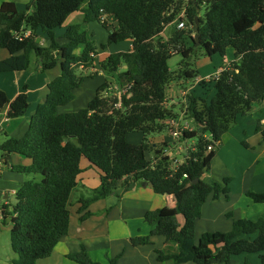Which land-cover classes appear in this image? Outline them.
<instances>
[{"label":"trees","instance_id":"obj_1","mask_svg":"<svg viewBox=\"0 0 264 264\" xmlns=\"http://www.w3.org/2000/svg\"><path fill=\"white\" fill-rule=\"evenodd\" d=\"M183 6L189 25L194 28L198 23L199 48L184 30L174 28L168 39L160 37ZM79 11L81 22L68 26L62 38L65 43L59 44L54 31ZM90 22H99L108 30L102 50L132 41L131 50L112 53L99 63L98 73L112 77L125 93L119 98L106 97L104 92L111 84L104 83L84 108L60 113L58 109L74 100L82 82L96 75H79L81 66L94 68L96 49L81 26ZM26 31L30 33L24 37ZM39 31L50 41L49 47L37 45ZM0 48L9 53L0 61V73L27 71L32 56L40 60L42 71L60 69L47 84L45 100L29 117L25 134L19 139L6 136L0 144L6 165L12 154L29 161L26 166H10L28 179L16 190L15 201L3 208L15 255L12 264H36L48 258L67 235L68 205L82 171L81 159L101 172L99 187L81 201L82 208L111 195L125 178L151 183L154 193L175 197L182 223L176 217L161 216L159 210L144 216L153 226L150 235L166 237L177 249L175 254L155 251L157 261L228 264L237 256L257 254L259 264H264V219L234 220L229 232L203 233L195 243V223L202 205L211 194L218 198L230 193L229 178L223 179V186L202 180L214 157V149L207 152V147L215 148L239 116L264 101V0H33L25 11L4 2L0 5ZM229 48L234 59L223 64L217 79L210 81L214 95L209 102L199 107L196 98L187 95L188 107L182 113L194 129L185 131L176 142H194L174 170L169 158L161 150L154 152L147 140L168 130L165 122L177 117L164 107L166 89L177 79L196 78L197 71L189 63L196 49L206 57H223ZM174 55L181 56L175 72L168 66ZM6 106L7 119L23 117L29 109L28 97L20 93L9 100L0 89V110ZM255 131L264 143L259 122ZM134 132L143 136L138 145L127 142V135ZM152 151L153 157L147 159ZM246 197L254 204H264V194L247 192ZM148 240L138 237L133 243L146 245ZM67 258L76 264H98L83 246Z\"/></svg>","mask_w":264,"mask_h":264},{"label":"crops","instance_id":"obj_2","mask_svg":"<svg viewBox=\"0 0 264 264\" xmlns=\"http://www.w3.org/2000/svg\"><path fill=\"white\" fill-rule=\"evenodd\" d=\"M32 1L0 0V5L9 2L13 3L18 11H25L27 5ZM81 20L82 13L80 11L71 14L61 27L62 29L55 33L57 42L64 44L65 40L62 38L66 28L80 23ZM92 23L95 26H101L107 31V35L108 30L99 22L86 24L85 32L89 39L95 43V32L90 30V28L95 27L91 25ZM168 26L172 27V25ZM36 42L38 46L43 48L49 47L50 44L48 38L41 35L40 31ZM121 45V49L115 52L111 50V46L102 50L100 46L94 45L96 49L93 62L94 68L96 69L97 62L99 67V63L110 54L127 52L132 49V41L122 42ZM80 51L79 49L77 52ZM233 52L229 48L225 56L220 59L207 57L198 61V67L208 66L207 64L210 63L217 68L213 71L208 66L206 71L202 69V73H199L200 70L195 69L197 71L195 81L194 79H178L175 81L177 83L175 86L174 82L169 84L166 89L164 107L171 110L180 121L189 122L190 127L194 129L193 122L182 114L188 106L187 95L194 96L199 107L204 103H208L214 95V90L213 85L207 79L220 71L223 64L233 61ZM8 57L9 53L0 48V61ZM31 66L33 67L31 68ZM59 73L58 66L49 71H42L40 60L37 62L34 56L31 57V65L27 71L0 73V89L5 92L8 99L12 100L18 94L25 93L29 102L27 114L16 119L5 117L7 106L0 110V144L6 136L19 139L25 134L29 126V117L34 113L36 106L46 98L48 93L47 84ZM94 78H101V83L89 84L88 88H91V90H87V80L85 79L79 88L80 91L78 92V89L75 91V98L72 101L74 107H77L74 103L78 99L81 100L82 105L86 106L100 85L115 83L112 77L102 73H97L94 77L87 79L93 81ZM184 82L187 83L185 87H183ZM201 83H204V85H201ZM77 92L81 94V97H77ZM87 92H93L88 100L85 97ZM72 102L62 107L63 109L59 108L58 111L65 113L81 109H72ZM253 115L256 118L250 122V127H244L243 119H237V125L229 130L227 134H224L216 145L217 150H214L210 168L204 172L202 180L207 184L217 183L223 186V179L229 178L232 180L229 184L230 193L228 197L221 194L218 198H213L212 194L209 195L202 205L200 217L195 223V243L198 242L203 233L229 232L234 220L247 219L254 221V219L257 220L262 217L264 219V204H254L246 197L247 192L264 194V143H262L261 134L255 131L256 125L251 126L259 122L264 128V101L253 109ZM140 138L135 137L136 142H131V144H140L142 142ZM147 140L149 145L153 147L154 152L158 149L162 151V154L164 152L170 154L168 158L173 167L175 166L173 161L183 162V155L178 153L179 149L181 148L184 151L185 145L188 146L194 142L178 143L173 141L168 130L148 136ZM225 150L228 153L227 164L223 161V156H226ZM153 151L147 154V159L151 160L154 155ZM7 160L9 165L13 167L29 165L27 159L16 154L8 156ZM10 166H5L0 170V205L2 202L12 204L15 200L10 192L18 190L23 182L28 179L24 175L12 171ZM80 168L82 171L77 177V184L71 193L68 205L70 219L67 235L55 246L52 254L48 257L49 261L40 263L45 260L42 259L37 261L36 264L69 263L71 260L67 258V255L78 252L81 246L86 249L89 258L98 264H110V260H115L114 264H172L171 262L161 263L157 261L155 251L175 254L176 247L167 243L164 236H151L153 226L145 222L144 216L149 211L159 210L161 216L176 217L182 223V218L177 212L175 197L173 195L156 194L152 187L143 185L145 182H136L132 181L131 178H125L117 183L116 189L111 195L91 202L85 208H82L81 201L88 199L92 195V191L99 187L101 172L85 159H81ZM7 231L10 233L8 222L2 221L0 223V250L10 244ZM138 237H149L148 244H134L133 240ZM237 257L233 258L228 264H251L249 260L255 261L250 256Z\"/></svg>","mask_w":264,"mask_h":264},{"label":"rangeland","instance_id":"obj_3","mask_svg":"<svg viewBox=\"0 0 264 264\" xmlns=\"http://www.w3.org/2000/svg\"><path fill=\"white\" fill-rule=\"evenodd\" d=\"M203 13V12H202ZM201 13V14H202ZM92 26H95V24L94 23H92L91 24ZM171 25H172V27L171 26H167L166 28H165V31L162 33V36H161V38L163 39V40H166V39H168L169 37L168 36H170L171 34H172V32H173V30H174V28H175V26L173 25V23H171ZM81 26H82V29L83 30H85V28H86V25H83V24H81ZM60 29H62V28H57L54 32L56 33V31H59ZM90 30L92 31H94L95 32V38H94V45H97L98 47L101 45V44H104V43H106V41H107V31L106 30H104L101 26H99V25H97V26H95V27H93V28H90ZM63 32H64V30H63ZM62 32V33H63ZM194 37V36H193ZM57 38V37H56ZM122 43H119V44H117V45H113V46H111V50L113 51V52H115L116 50H118V49H121L120 47L122 46L121 45ZM196 48H199V46H197ZM212 57H217L218 59H220L222 56H220L219 54H216V55H213ZM205 58H207L204 54H203V52H202V50L201 49H196L195 50V52L193 53V55H192V57L190 58V61H189V63H190V65H191V67L193 68V69H197V71H199V73H202V69H203V71H206L207 70V67L209 66V69L210 70H215L217 67H215L214 65H212V64H207L208 66H206V65H204V66H202V67H198V61H200V60H203V59H205ZM180 60H181V56L180 55H174V56H172L170 59H169V61H168V66H169V68L171 69V71H173V72H175V71H177L178 70V63L180 62ZM33 66H31V68H32ZM99 72V67H98V62H97V64H96V69L95 68H90V69H87V70H85L84 72L82 71V72H80L79 71V75H81V76H90V75H93V74H97ZM214 75V74H213ZM212 75V76H213ZM95 80H93V81H91L90 79H86L87 80V90H91V88L89 89L88 88V85L89 84H98V83H101V78H94ZM178 80V79H177ZM176 80V81H177ZM194 81H195V79H194ZM173 83V82H172ZM177 83H175L174 82V86L176 85ZM187 83H185L184 82V84H183V87H185V85H186ZM80 90L78 89V92H79ZM77 92V97H81V94L80 93H78ZM92 94H93V92L91 93H89V92H87V94H85V97L87 98V100L88 99H90V97L92 96ZM78 99V98H77ZM75 104V106H77V107H74L73 106V102H72V104H71V108L72 109H79V108H82V107H84L85 105L83 104H81V100L80 99H78L77 100V102H75L74 103ZM256 106H258V105H254L253 107H252V109H251V111L247 114V115H245V116H239L237 119H243V125H244V127H250L249 125H250V122L251 121H253L256 117L253 115V109L256 107ZM63 109V108H62ZM237 125V121H236V123L234 124V125H232V127H231V129L230 130H232L235 126ZM256 125V123L255 124H252L251 126H255ZM192 126H194V124H192ZM227 134V133H226ZM224 136V135H223ZM223 136H222V138H223ZM135 137H143L142 136V134H140V133H136V132H134V133H130V134H128L127 135V142H129L130 144H131V142H136V140H135ZM140 138V140L142 141L143 140V138L141 139ZM221 138V139H222ZM139 140V139H138ZM214 150L216 151L217 150V147L215 146V148H214ZM173 153H174V151H173ZM227 151L225 150V157L223 156V161L227 164L228 163V158H227ZM231 182H232V180H231ZM231 184V183H230ZM229 188H230V185H229ZM253 203V202H252ZM261 219H263V217L261 218ZM256 219H254V221H255ZM8 232V231H7ZM7 238L9 239V241H10V235H9V232L7 233ZM7 255L9 256L8 258H7ZM253 257V259H255V261L254 260H249V261H251V264H255V263H257V264H259V260H258V255L257 254H243L242 256H239V257H237V258H240V257ZM15 258V255L11 252V248H10V244L8 245V247L6 246L4 249H2V250H0V264H12V260ZM47 261H49V258L48 259H45V260H42L40 263H46ZM66 264H76V263H74L73 261H69V263L68 262H66Z\"/></svg>","mask_w":264,"mask_h":264},{"label":"built area","instance_id":"obj_4","mask_svg":"<svg viewBox=\"0 0 264 264\" xmlns=\"http://www.w3.org/2000/svg\"><path fill=\"white\" fill-rule=\"evenodd\" d=\"M186 9L185 7L183 6L180 11L178 12V14L175 16V19L173 20V25L175 26V29L181 31V30H184L186 31V33H188V31L192 30V26L189 25V22L186 20V13H185ZM29 31H26L23 36L24 37H27L29 36ZM190 36L193 37V34H189ZM93 56V55H92ZM85 70L87 69H84L82 66L80 67V72H84ZM219 72H216L212 77L208 78L207 81H213L214 79H217L218 75H219ZM125 93V90H122L117 84H111L107 87V89L105 90L104 94L106 97L110 96L112 98H119V96L121 94H124ZM119 107V105H118ZM188 107V106H187ZM186 107V108H187ZM186 108H185V111H186ZM183 114V113H182ZM186 115V114H184ZM166 124L168 125V131H169V136L170 138L173 140V141H179L183 135V133L185 131H192L193 129L190 127V124L189 122H182L179 120L178 117L176 118H171V119H168L166 121ZM189 145H185L184 146V151L180 148L179 149V154H183L187 149H188ZM214 149V146H208L207 147V152H210ZM164 157H169L170 154L164 152L163 155ZM174 163V167L173 169L175 170L176 167L181 164V163H178L176 161H173ZM5 166H8L5 164V161L3 159V156L1 155L0 156V170L5 167ZM10 166V165H9ZM8 166V167H9ZM184 178H186V175H184ZM10 195L13 197V199L15 200V195H16V190L14 191H11L10 192ZM7 206L9 205V203H5V202H2V204L0 205V223L3 221L4 222V216H3V208L4 206Z\"/></svg>","mask_w":264,"mask_h":264},{"label":"water","instance_id":"obj_5","mask_svg":"<svg viewBox=\"0 0 264 264\" xmlns=\"http://www.w3.org/2000/svg\"><path fill=\"white\" fill-rule=\"evenodd\" d=\"M197 26H198V23L196 21L195 22V27L192 30L188 31V34H193V36H194L193 37V41H194L196 47L199 46V35L197 34V29H196ZM196 183H197V180H195L193 182V184H196ZM143 185L144 186L148 185L149 187H152V184L151 183H147V182L143 183Z\"/></svg>","mask_w":264,"mask_h":264}]
</instances>
